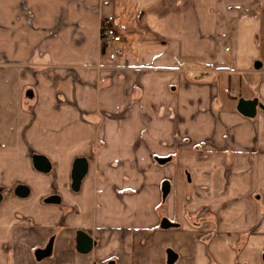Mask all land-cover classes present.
<instances>
[{
	"label": "crops",
	"instance_id": "crops-1",
	"mask_svg": "<svg viewBox=\"0 0 264 264\" xmlns=\"http://www.w3.org/2000/svg\"><path fill=\"white\" fill-rule=\"evenodd\" d=\"M261 105L264 0H0V264H264Z\"/></svg>",
	"mask_w": 264,
	"mask_h": 264
},
{
	"label": "water",
	"instance_id": "water-1",
	"mask_svg": "<svg viewBox=\"0 0 264 264\" xmlns=\"http://www.w3.org/2000/svg\"><path fill=\"white\" fill-rule=\"evenodd\" d=\"M259 107V103L257 100H245L240 99L238 102L237 110L246 117L253 118L257 114V108ZM264 110V106H260ZM35 165L38 169L42 171L50 170V164L44 157H38L35 159ZM88 169V162L85 158H77L73 165L72 170V188L76 191L80 189L81 182L85 177ZM167 185V184H166ZM19 189L26 190L25 187H20ZM27 191V190H26ZM0 194V200H1ZM93 240L87 234L80 232L77 236V248L78 251L87 254L92 250ZM169 253V260L172 262L174 258V254L172 252Z\"/></svg>",
	"mask_w": 264,
	"mask_h": 264
},
{
	"label": "built area",
	"instance_id": "built-area-1",
	"mask_svg": "<svg viewBox=\"0 0 264 264\" xmlns=\"http://www.w3.org/2000/svg\"><path fill=\"white\" fill-rule=\"evenodd\" d=\"M100 38L104 49L103 57L106 62L117 64L122 68L123 59L125 57L122 35L108 22H103L101 26Z\"/></svg>",
	"mask_w": 264,
	"mask_h": 264
},
{
	"label": "rangeland",
	"instance_id": "rangeland-1",
	"mask_svg": "<svg viewBox=\"0 0 264 264\" xmlns=\"http://www.w3.org/2000/svg\"><path fill=\"white\" fill-rule=\"evenodd\" d=\"M118 31V30H117ZM119 32V31H118ZM120 33V32H119ZM121 34V33H120ZM107 66H108V68L109 69H111L110 70V72H113L112 70H116L117 68H121V67H119L117 64H111V63H107ZM155 161H156V163H158V160H156L155 159ZM185 174V176H186V178L189 180H191V178H190V172H185L184 173ZM168 185V184H167ZM169 193V192H168ZM167 193V194H168ZM198 212V211H197ZM199 212H203V213H206V214H208L207 212H208V206L207 205H201V207H200V209H199ZM208 216H206V217H202V218H199V219H191V222H195V223H199V224H202V223H207L208 222V218H207ZM193 218H196L195 217V215H193ZM201 226V225H200Z\"/></svg>",
	"mask_w": 264,
	"mask_h": 264
},
{
	"label": "trees",
	"instance_id": "trees-1",
	"mask_svg": "<svg viewBox=\"0 0 264 264\" xmlns=\"http://www.w3.org/2000/svg\"><path fill=\"white\" fill-rule=\"evenodd\" d=\"M102 52H104V49H103V47H102Z\"/></svg>",
	"mask_w": 264,
	"mask_h": 264
}]
</instances>
